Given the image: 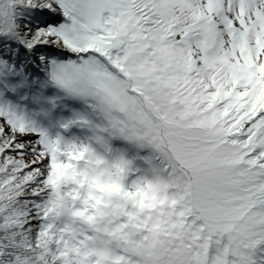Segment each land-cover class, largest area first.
<instances>
[{"label":"snow or ice","instance_id":"6c2138e0","mask_svg":"<svg viewBox=\"0 0 264 264\" xmlns=\"http://www.w3.org/2000/svg\"><path fill=\"white\" fill-rule=\"evenodd\" d=\"M0 264H264V0H0Z\"/></svg>","mask_w":264,"mask_h":264}]
</instances>
